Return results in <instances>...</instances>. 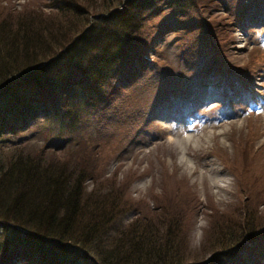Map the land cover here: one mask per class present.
Wrapping results in <instances>:
<instances>
[{"label":"trees","instance_id":"obj_1","mask_svg":"<svg viewBox=\"0 0 264 264\" xmlns=\"http://www.w3.org/2000/svg\"><path fill=\"white\" fill-rule=\"evenodd\" d=\"M76 1L55 0L61 17L50 21L32 16L13 25L11 15L0 16V264H194L179 253L169 233L171 222L160 233L151 216L139 219L135 213L118 225L129 205L111 189H86L85 159L76 157L68 164L48 158L45 149L33 152L25 144H6L40 117L59 129L47 142L54 148L67 141L65 130L98 125L115 106L120 89L146 75L149 38L154 41L173 28L184 33L188 24L198 36L201 28L192 0ZM253 1L235 0L242 19ZM71 5L84 17L74 27L63 15ZM256 10L264 11V1ZM210 37L212 47L206 40L204 49H197L195 66L182 77L165 63L153 67L159 90L168 81V89L189 92L211 64L226 65L217 39ZM227 69L232 76L224 77L223 86L230 87L232 79L247 93L252 70ZM242 222L234 233H225L229 242L200 264L264 246L260 217L246 211Z\"/></svg>","mask_w":264,"mask_h":264},{"label":"rangeland","instance_id":"obj_2","mask_svg":"<svg viewBox=\"0 0 264 264\" xmlns=\"http://www.w3.org/2000/svg\"><path fill=\"white\" fill-rule=\"evenodd\" d=\"M54 1L0 0V16L11 15L13 25L32 16L50 21L52 16L61 17ZM192 1L199 35L188 24L184 33L173 28L154 41L149 38L146 75L120 89L115 106L98 125L91 117L96 125L65 130L68 138H61L67 141L61 139L64 143L54 148L47 142L59 129L40 117L6 144H25L33 152L45 149L48 158L68 164L76 157L85 159L86 189H111L127 201L130 209L122 210L118 225L129 222L135 213L139 219L151 216L154 224L163 226L157 227L160 233L171 222L169 233L179 253L200 264L229 242L225 233L239 228L246 211L264 222V49L260 44L264 11H256L264 0H254L243 19L235 0ZM63 15L72 27L84 20L73 5ZM210 34L217 39L226 65L211 64L189 92L168 89V81L159 90L153 67L165 63L182 77L195 66L197 49L202 51L206 40L212 47ZM227 65L252 70L245 86L255 100L243 98L247 93L232 79L230 87L223 86L224 77L232 76ZM90 169L95 173L90 174ZM231 257L221 255L217 263L264 264V246L252 253L240 249Z\"/></svg>","mask_w":264,"mask_h":264}]
</instances>
